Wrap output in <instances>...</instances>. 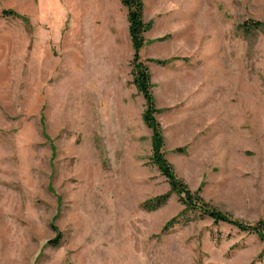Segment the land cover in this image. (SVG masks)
I'll return each instance as SVG.
<instances>
[{"label": "rangeland", "instance_id": "1", "mask_svg": "<svg viewBox=\"0 0 264 264\" xmlns=\"http://www.w3.org/2000/svg\"><path fill=\"white\" fill-rule=\"evenodd\" d=\"M144 1L142 58L168 60L148 61L165 158L212 207L264 221V29L240 26L264 0ZM127 16L121 0H0V264H264V240L209 217L162 233L175 194L142 208L169 185Z\"/></svg>", "mask_w": 264, "mask_h": 264}, {"label": "trees", "instance_id": "2", "mask_svg": "<svg viewBox=\"0 0 264 264\" xmlns=\"http://www.w3.org/2000/svg\"><path fill=\"white\" fill-rule=\"evenodd\" d=\"M123 6L128 9L129 21V36L134 49L133 54V83L140 93L145 98L146 109L143 112V120L145 124L151 129L152 132V154L150 156L151 162L157 167L160 173L165 177L169 185V190L165 193L148 197L142 203V208L146 211H154L164 206L170 196L175 194L179 202L183 205L182 210L175 216L171 217L163 226L162 233L168 228L181 224L186 225L190 221L204 217L211 218L214 222H224L234 226L239 231L254 233L261 240H264V221L258 220L254 223L241 221L232 217L230 214L212 207L200 195L199 190L192 191L188 185L177 177L170 162L165 158L164 138L162 129L155 117V113L159 111L156 108L155 100L152 93L151 73L148 68V61H153L159 65H165L168 60L166 59H147L143 60L141 51L147 44L148 40L145 33L150 28L151 23L144 19L145 1L144 0H121ZM4 15H10L27 20L28 17L21 15L14 10H4ZM245 32L252 30L264 29V22L256 19L247 20L240 25ZM176 152L183 151L182 148L175 149ZM57 235L55 238L50 239L49 242L60 245L62 241L61 231L54 226Z\"/></svg>", "mask_w": 264, "mask_h": 264}]
</instances>
